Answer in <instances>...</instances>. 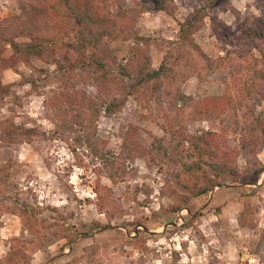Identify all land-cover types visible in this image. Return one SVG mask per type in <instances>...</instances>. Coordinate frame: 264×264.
Masks as SVG:
<instances>
[{"label": "rangeland", "instance_id": "rangeland-1", "mask_svg": "<svg viewBox=\"0 0 264 264\" xmlns=\"http://www.w3.org/2000/svg\"><path fill=\"white\" fill-rule=\"evenodd\" d=\"M53 1L0 0V21L22 16L35 6L46 11L59 31L50 56H25L9 45L0 53V177L10 195L18 192L20 199L39 205L38 217L44 220L33 234L17 215L3 212L0 262L14 237L22 241L18 247L27 256L23 264L264 262V171L251 177L250 183L221 180L220 186L196 197L197 178L184 173L175 155L161 148L178 127L189 134L212 130L238 150L240 172L264 168L262 146H254L243 125L231 121L240 110L220 117L193 116L194 100L221 94L229 74H190L170 85L174 87L159 90L124 78L130 91L126 95L104 84L96 86L88 71L101 60L117 72L126 65L136 36L150 39V67L157 68L169 41L178 35L179 23L191 18L196 24L192 36L206 55L240 58L241 50L232 44L236 27L264 17V0H172L170 14L156 9L135 12L133 25L101 40L84 55L73 52L67 58L64 53L73 31L61 29L50 8ZM108 1L129 7L142 0ZM72 86L100 105L93 127L95 147L84 140L77 145L81 165L63 137L74 142L80 134L85 139L84 133L64 128L62 136H56L60 108L44 102L67 87L70 92ZM259 86L264 95V81ZM251 109L264 122V98L254 97ZM131 126L136 127V151L123 144ZM26 132L32 135L30 141L23 136ZM3 202L9 204L0 198Z\"/></svg>", "mask_w": 264, "mask_h": 264}, {"label": "trees", "instance_id": "trees-1", "mask_svg": "<svg viewBox=\"0 0 264 264\" xmlns=\"http://www.w3.org/2000/svg\"><path fill=\"white\" fill-rule=\"evenodd\" d=\"M145 1L148 3H144ZM171 2L172 0H142L135 2L136 7H125L118 1L55 0L50 8L61 29L73 31V41L68 43L64 53V58H67L73 52L84 55L101 40L111 39L120 29H127L133 25L135 12L156 9L170 14ZM45 12L44 9L34 6L24 10L22 16L16 15L1 20L0 53L9 45L16 53L25 56L42 58L52 55L54 52L52 43L58 38L59 31L49 22ZM193 19L179 23L178 35L169 41V46L157 68L150 67L147 52L148 46L152 44L150 39L136 36L130 45V56L125 66L121 65L115 72L103 61H95L96 67L88 69L91 78L98 87L104 84L108 90L123 91L127 95L130 91L126 90L124 78L133 79L134 85L146 84L151 89L159 90L163 86L165 88L171 84L177 85L176 83L190 74L204 77L211 72H226L229 74V81L225 83L222 93L194 100L193 116L220 117L231 110H240V115L233 114L232 123L237 126L242 124L249 134L250 142L254 146L261 145L264 149V122L256 118L251 109V100L254 97L264 98L259 86L264 81V17H256L250 23L243 21L237 25V38L232 43L242 53L237 59H231L229 56L212 58L206 55L192 36V31L196 29ZM68 88L55 95L49 102H44L47 107L60 108L61 113L57 115L60 120L54 129L56 136H62L64 128L84 133L85 139L80 134L74 137V142L68 137H63L70 152L81 165L83 161L78 155L77 148L82 145L83 140L90 146L95 145L96 133L93 127L100 105L92 97H86L83 90L72 86L69 92ZM118 104L117 106H120ZM135 129V126H131L124 136L123 144L126 150H138ZM222 130L226 131L224 127ZM23 136H27L28 141L32 139V135H28L27 132ZM8 137L14 138L11 134ZM222 144L226 149L222 148ZM161 148L165 150L164 152L175 155L184 173L197 178L195 182L197 185L193 184L195 188L193 194L196 197L207 194L215 186H220L221 180L230 181L231 184L250 183L251 177H257L258 172L264 171L262 168L250 172V169L246 168L240 172L236 164L238 150L226 144L224 135L212 130L189 134L178 127L171 133L166 147ZM94 153L97 154L96 151ZM255 188H258V185ZM6 190L5 180L0 177V198L9 201V204L4 202L0 204V217L3 212L17 215L26 230L37 234L41 229L40 223L44 221L38 217L39 205L20 199L18 192L10 195ZM102 228L111 227L104 225ZM11 241L12 248L10 247L0 264H23L27 256L21 247H18L22 241L16 237ZM35 244L32 242L33 249L36 248Z\"/></svg>", "mask_w": 264, "mask_h": 264}, {"label": "built area", "instance_id": "built-area-1", "mask_svg": "<svg viewBox=\"0 0 264 264\" xmlns=\"http://www.w3.org/2000/svg\"><path fill=\"white\" fill-rule=\"evenodd\" d=\"M253 262V261H252ZM253 264H264V262L256 261Z\"/></svg>", "mask_w": 264, "mask_h": 264}]
</instances>
